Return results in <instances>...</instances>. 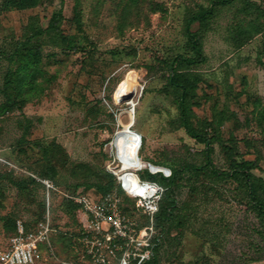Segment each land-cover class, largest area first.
<instances>
[{
  "label": "rangeland",
  "instance_id": "374dc122",
  "mask_svg": "<svg viewBox=\"0 0 264 264\" xmlns=\"http://www.w3.org/2000/svg\"><path fill=\"white\" fill-rule=\"evenodd\" d=\"M6 1L0 0V88L19 64L9 56L30 22L45 28L53 13L61 10L63 17L58 34L41 37L40 61L19 106L4 109L0 92V251L13 221L36 228L45 204L51 231L39 264H103L88 250L81 208L65 191L79 184L100 197L105 170L125 161L117 143L139 141L133 152L164 169L204 163L205 144L178 123V96L167 73L173 57L185 53L187 18L211 0H40L24 9ZM248 3L264 9V0H235L219 9L204 40L206 60L187 73L195 127L220 134L213 144L216 166L255 160L253 171L264 178V13L245 9ZM237 27L250 31L243 45L234 40ZM46 175L59 188L49 203L38 182L25 188L13 182ZM175 194V220L161 240L155 241V226L139 227L135 241H118L107 264H119L125 253L128 264L154 257L150 264H264L260 219L236 181L188 170ZM128 206L144 213L137 200Z\"/></svg>",
  "mask_w": 264,
  "mask_h": 264
},
{
  "label": "trees",
  "instance_id": "16d2710c",
  "mask_svg": "<svg viewBox=\"0 0 264 264\" xmlns=\"http://www.w3.org/2000/svg\"><path fill=\"white\" fill-rule=\"evenodd\" d=\"M39 1L40 0H8L6 1V4L8 6H10V4L15 5L18 8L24 9L37 5ZM234 1L235 0H211L208 6L201 7L199 10L192 12L186 21L185 33L187 40L184 46L185 53L176 54L171 62H169L167 80L169 85L178 96V123L180 126L185 128L188 134L194 137L197 141L203 142L205 144V161L201 165L186 163L184 165L181 164L170 166V175H166L163 171L152 172L149 168L140 170L141 173H139V175L142 179L157 182L164 187V191L160 199L159 211L154 216V226L159 231V234L162 233V235L163 232H168V227L175 220L176 211L178 209V199L177 195L175 194L176 187L183 181V179L188 177V170H191L195 174L205 171L206 173H209L215 177L228 178L236 181L245 190L251 208L260 219L262 225L261 232L264 235V178L257 176L253 171L258 165L257 162L255 160L242 159L233 162L229 168H221L216 166L213 158V144L221 140L218 129L214 128V131L211 134L206 133L203 130L197 129L192 120V104L194 93L193 86L188 81L187 70L192 66L203 63L206 60L203 44L207 31L211 27V22L219 9L231 4ZM253 7H255L253 3H248L246 4L245 9L251 10ZM255 8L258 13H264V9H261L258 6ZM62 17V11L59 10L53 13V15L50 17L47 27L44 28L37 20H32L28 26V29L24 31V40L19 41L16 44L14 52L11 56H9L12 61L18 60L19 64L15 69H8L5 75L4 83L0 88L1 94L5 97L4 101L2 102L4 109H10L12 107L19 106V102L21 101L19 96L22 95L24 89L27 86L28 76L32 74L33 69H36V66L40 61L42 48L41 37L45 32H53L54 34H58L61 31L60 25ZM195 22L198 23V28L196 29H194L192 26ZM250 35L251 34L248 29L237 27L235 30L234 40L238 45H243L246 41L244 38ZM37 145L38 147L43 148L44 154L47 155L49 153L48 147H44L39 143H37ZM154 164L164 165L160 162H154ZM42 178L51 179L58 187L57 182H55L50 176L46 175ZM105 178L106 182L104 184H97L98 188L103 191L102 195L109 192H116L122 198V208L124 212L136 220L138 228L149 224L150 217L146 213L138 214L136 211L130 210L128 204L136 201V199L129 196L123 190L116 175L110 170L106 169ZM13 182L21 188L27 187V185L30 183L38 182L46 190L43 182L40 180L38 181L34 177L28 179H18L14 180ZM55 191L58 190H53L52 192ZM65 193L73 195L87 192L84 188L79 187L78 184L75 188L66 190ZM64 198L71 202L74 207H80L72 200V198L66 195ZM46 212V205L43 204L39 214V217H41L39 221L45 219ZM16 220L11 224V228L13 229L11 237L17 233ZM25 224L28 229H32L27 223ZM82 232L84 236V228ZM159 234L157 237H155V241L156 239L161 240L162 237L161 234ZM160 245L161 244H158L155 247L156 250H159ZM155 258L156 257H154L150 262H154ZM150 262L147 264H150Z\"/></svg>",
  "mask_w": 264,
  "mask_h": 264
},
{
  "label": "built area",
  "instance_id": "2783aa9c",
  "mask_svg": "<svg viewBox=\"0 0 264 264\" xmlns=\"http://www.w3.org/2000/svg\"><path fill=\"white\" fill-rule=\"evenodd\" d=\"M118 153V152H117ZM119 159H121L118 156ZM149 168L146 164L140 170ZM116 175L122 188L127 194L135 198L143 212L150 217V223L145 226V231L154 230V216L159 211L160 199L164 187L157 182L142 179L139 171L131 168L121 169L110 167L109 169ZM151 170V169H150ZM157 172L158 170H151ZM161 171V170H160ZM166 175L171 174V170L164 169ZM134 175L137 179V186L146 187L141 193L132 191L134 183L128 175ZM46 187L47 200L50 201V193L58 190L56 184L49 178H39ZM66 196L80 206L81 222L84 228V240L91 243L88 250L97 255V260L107 264L110 256L116 254L118 241L133 242L136 240L138 232L137 222L127 215L122 208V198L116 192H109L98 198L88 193L68 194ZM49 210L45 219L38 222L36 228L28 229L22 219L17 220V233L10 238L6 249L0 251V264H39L43 261L41 244L49 240L51 231ZM143 226V227H144ZM128 254H124L119 264H128Z\"/></svg>",
  "mask_w": 264,
  "mask_h": 264
},
{
  "label": "bare ground",
  "instance_id": "6f19581e",
  "mask_svg": "<svg viewBox=\"0 0 264 264\" xmlns=\"http://www.w3.org/2000/svg\"><path fill=\"white\" fill-rule=\"evenodd\" d=\"M125 134L126 136H124V139H128L127 135H128V131L126 129L122 130V135ZM123 137V136H122ZM139 145V141H135V142H127V143H117L116 147H117V152H118V156L121 158V160H125L124 161V167L125 168H131V169H139L141 167H143L146 164H148V162L146 160H144L142 157H139L138 153H134L133 149L131 147L135 146L137 147ZM137 161V162H135ZM135 162V163H134ZM153 164V163H152ZM154 165V166H153ZM152 168L154 170L159 169L161 166L160 165H155L153 164ZM130 176L132 179V181L134 183H132L133 185V190L132 191H138L143 193L146 190V187L144 186H137V179L134 175H128Z\"/></svg>",
  "mask_w": 264,
  "mask_h": 264
},
{
  "label": "water",
  "instance_id": "95a60500",
  "mask_svg": "<svg viewBox=\"0 0 264 264\" xmlns=\"http://www.w3.org/2000/svg\"><path fill=\"white\" fill-rule=\"evenodd\" d=\"M131 130V129H130ZM131 132H132V130H131ZM139 140H140V142H141V138H139ZM145 165H146V163H145ZM148 165H149V167H150V169L151 170H154L153 168H152V163H150V162H148ZM154 166V165H153ZM157 170H161V171H163L164 170V168L161 166L159 169H157Z\"/></svg>",
  "mask_w": 264,
  "mask_h": 264
}]
</instances>
